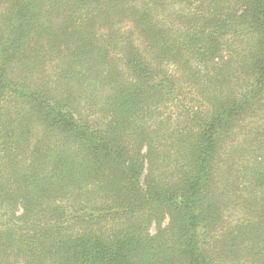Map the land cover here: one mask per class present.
Segmentation results:
<instances>
[{"label": "trees", "instance_id": "obj_1", "mask_svg": "<svg viewBox=\"0 0 264 264\" xmlns=\"http://www.w3.org/2000/svg\"><path fill=\"white\" fill-rule=\"evenodd\" d=\"M0 264H264V0H0Z\"/></svg>", "mask_w": 264, "mask_h": 264}, {"label": "rangeland", "instance_id": "obj_2", "mask_svg": "<svg viewBox=\"0 0 264 264\" xmlns=\"http://www.w3.org/2000/svg\"><path fill=\"white\" fill-rule=\"evenodd\" d=\"M233 47H235V45H233ZM221 65H222V60L216 61V62H213V61L199 62V61H197V62L193 63L194 68L196 70H199L200 71L199 73L201 75L202 74H204V75L205 74H216L217 72H215V71H218L219 68L221 67ZM184 87L185 86L183 85V88L180 89V90H182L181 91V93H182L181 101H175L174 103L168 102V104H166L164 106V109H163V111L166 112V114H172V120H171L172 124H175L177 122L176 116L181 114L185 108L192 107V105L198 106L199 105L198 101L205 99L203 97V94L199 93L195 87H187V88H184ZM194 95L195 96L197 95L196 99H195ZM191 99L193 101H189ZM171 150L172 149H170V148H166V149L164 148L163 160L165 159L166 164H167L168 160L172 158L173 152H171ZM144 174L146 175V173H144ZM145 175L143 177V182L145 181ZM6 214L10 218H14L18 214L17 206L14 204L9 205L8 212ZM166 221H168V220H166ZM166 221H165V223H166ZM155 232H156V228L154 226H152L151 230H150V234H154Z\"/></svg>", "mask_w": 264, "mask_h": 264}]
</instances>
